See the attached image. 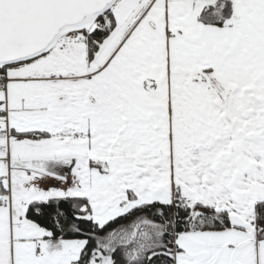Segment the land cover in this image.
I'll return each instance as SVG.
<instances>
[{
  "label": "snow or ice",
  "instance_id": "obj_1",
  "mask_svg": "<svg viewBox=\"0 0 264 264\" xmlns=\"http://www.w3.org/2000/svg\"><path fill=\"white\" fill-rule=\"evenodd\" d=\"M0 264H264V0H0Z\"/></svg>",
  "mask_w": 264,
  "mask_h": 264
}]
</instances>
